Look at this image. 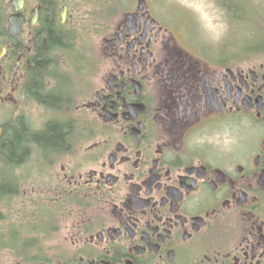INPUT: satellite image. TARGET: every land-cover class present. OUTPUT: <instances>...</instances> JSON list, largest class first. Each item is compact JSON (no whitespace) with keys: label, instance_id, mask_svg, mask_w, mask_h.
<instances>
[{"label":"flooded vegetation","instance_id":"obj_1","mask_svg":"<svg viewBox=\"0 0 264 264\" xmlns=\"http://www.w3.org/2000/svg\"><path fill=\"white\" fill-rule=\"evenodd\" d=\"M81 2L0 0V264H264V59L202 55L153 0Z\"/></svg>","mask_w":264,"mask_h":264},{"label":"rangeland","instance_id":"obj_2","mask_svg":"<svg viewBox=\"0 0 264 264\" xmlns=\"http://www.w3.org/2000/svg\"><path fill=\"white\" fill-rule=\"evenodd\" d=\"M106 10L102 17L109 16L111 8L118 7V3H133L135 0H108ZM159 3L163 14L177 26L188 43L206 55L217 54L221 51H235L251 49L259 58L264 59V0H153ZM238 10L235 13L231 7ZM103 12L99 11V14ZM84 29L82 38L78 39L79 53L88 52L92 61L99 56L100 39L94 33ZM77 46V44H76ZM78 47V46H77ZM76 47V48H77ZM216 52V53H215ZM219 54V53H218ZM254 58H258L257 56ZM244 59V58H242ZM94 62V61H93ZM64 72V70H61ZM95 73L85 75L86 80L81 81L82 101L89 96ZM93 76V77H92ZM71 74L68 81L73 82ZM49 81V79L47 80ZM84 81V82H83ZM79 125L76 127L77 135L84 145L92 135L95 126L91 117L81 111L76 114ZM70 119L69 115L66 120ZM9 120L0 119V123ZM10 122H7L9 124Z\"/></svg>","mask_w":264,"mask_h":264},{"label":"trees","instance_id":"obj_3","mask_svg":"<svg viewBox=\"0 0 264 264\" xmlns=\"http://www.w3.org/2000/svg\"><path fill=\"white\" fill-rule=\"evenodd\" d=\"M83 6V9H85V6L87 5V1L88 0H81ZM94 8L97 9V7L95 5H93ZM232 12L235 13V16H237L238 14V10L232 7ZM54 43H56L54 41ZM57 44V43H56ZM77 49V48H76ZM242 50H246V49H242ZM251 50V49H248ZM65 56V55H64ZM77 57V56H76ZM58 61H60V59H56ZM78 61H79V67H80V71H79V76L81 81L82 80H86L87 78H85V75L89 73L90 75V68L92 66V58L90 57V55L87 53H85V51H81L80 53H78ZM45 65V64H44ZM43 64H41V66H44ZM52 66H54V64H51ZM72 66H75V63H72ZM75 75L73 72H62V71H50L49 73H37L36 75H40V77L38 78L39 81H47L48 79H55L57 82H67L70 77V75ZM46 75V76H45ZM45 76V78H43ZM84 82V81H83ZM44 91V89L41 90V92ZM51 91V90H50ZM16 129H21V124L18 123ZM57 135V131H50V133L47 135L48 137H43V141H46V143L52 144V143H57L59 140L56 137ZM13 142V141H12ZM11 142V143H12ZM11 143H7L8 149L10 151V144ZM27 141H24L23 137L18 138L16 141H14L12 143L11 146H13V152H15L16 154H18L21 150L22 147L26 146ZM44 143V142H43ZM6 147H4V153L3 155L8 158L7 160L11 161V156H9V151ZM9 156V157H8Z\"/></svg>","mask_w":264,"mask_h":264},{"label":"water","instance_id":"obj_4","mask_svg":"<svg viewBox=\"0 0 264 264\" xmlns=\"http://www.w3.org/2000/svg\"><path fill=\"white\" fill-rule=\"evenodd\" d=\"M11 30H12V32L17 33L16 32V26H15L14 22H11ZM0 134H1V129H0Z\"/></svg>","mask_w":264,"mask_h":264}]
</instances>
